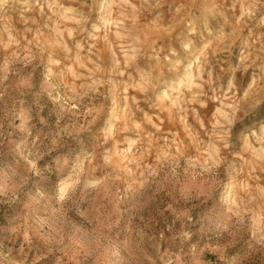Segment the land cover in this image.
<instances>
[{
	"label": "clouds",
	"instance_id": "9594fccd",
	"mask_svg": "<svg viewBox=\"0 0 264 264\" xmlns=\"http://www.w3.org/2000/svg\"><path fill=\"white\" fill-rule=\"evenodd\" d=\"M0 264H264V0H0Z\"/></svg>",
	"mask_w": 264,
	"mask_h": 264
}]
</instances>
